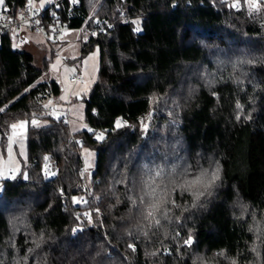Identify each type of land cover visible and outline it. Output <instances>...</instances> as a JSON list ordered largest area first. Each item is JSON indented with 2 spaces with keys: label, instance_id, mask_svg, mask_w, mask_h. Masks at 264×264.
Wrapping results in <instances>:
<instances>
[{
  "label": "trees",
  "instance_id": "16d2710c",
  "mask_svg": "<svg viewBox=\"0 0 264 264\" xmlns=\"http://www.w3.org/2000/svg\"><path fill=\"white\" fill-rule=\"evenodd\" d=\"M43 17L110 25L79 38L98 67L76 132L47 102L54 41L38 65L0 37L1 148L28 122L26 160L0 179V264H264V0H60Z\"/></svg>",
  "mask_w": 264,
  "mask_h": 264
},
{
  "label": "rangeland",
  "instance_id": "374dc122",
  "mask_svg": "<svg viewBox=\"0 0 264 264\" xmlns=\"http://www.w3.org/2000/svg\"><path fill=\"white\" fill-rule=\"evenodd\" d=\"M51 3L52 0H35V6L38 8L50 5ZM137 28L140 29V27ZM18 31L19 30L17 29L16 32ZM26 31L34 46L37 47V49L33 48V50L30 47H27V49L33 52L35 62L40 65L43 51H47V49H49L48 42L39 33H35L31 30ZM80 37L83 36L76 31L70 32L64 36L49 37L52 42L54 41L55 55L52 57L49 64L48 76L54 78L59 83L61 88L58 98L54 100V104L58 108V112H61V115L64 113V110H68V117L65 118L69 124L71 132L87 128V124L83 120L84 102L79 96L87 93L89 87L96 78L98 67L97 47H94L82 58H79L81 52L79 41ZM57 39L62 40V42L56 44V41H58ZM14 45L20 48L24 46L19 43L17 38L14 40ZM72 74H78L80 76L79 80L74 83L70 82L69 77ZM62 94L64 99H61ZM33 121L35 120H32V123ZM36 122L37 124L46 123L45 120H39ZM21 124H23V127H20ZM27 124V120L15 122L13 125H17V127L11 128L5 148L2 149L0 146V179L18 174L21 170V162L26 160ZM89 153H91V155H89ZM81 154L83 158L84 170L89 173V169L93 167L95 162V152L84 146L81 149ZM45 155L47 154L44 153L43 161ZM48 156L50 157L49 154ZM55 166L57 170V165ZM73 200L75 202H83L81 195L79 194L76 195ZM77 226H79V224Z\"/></svg>",
  "mask_w": 264,
  "mask_h": 264
},
{
  "label": "built area",
  "instance_id": "2783aa9c",
  "mask_svg": "<svg viewBox=\"0 0 264 264\" xmlns=\"http://www.w3.org/2000/svg\"><path fill=\"white\" fill-rule=\"evenodd\" d=\"M60 0H52L50 5H46L42 8H38L35 6V0H28L25 4L23 10L18 13L15 17L11 16L8 13L7 6L4 3L0 5V37L5 34L6 32L15 35L17 40L20 42L27 41L24 31L31 30L35 33H39L45 40H48L49 37L54 36H64L70 32L76 31L81 36L94 34L96 32L105 31L110 23L108 21H94L91 25L83 23L81 26L78 27H69L66 24L55 23L48 25L46 19L43 17L45 15V10L48 6H57ZM19 30L16 32V30ZM78 74H72L69 77L70 82L74 83L79 80ZM51 111H56L54 107H50ZM64 113L60 115L63 119L66 120L65 117H68V110H64ZM116 124V123H115ZM81 141V139H79ZM43 178L45 180L52 179L56 176L57 170L56 166L54 165V161L47 155L44 156L43 161ZM92 186L89 184L83 185V190L81 194L82 200H86L88 196L91 195ZM80 229V226H73V233Z\"/></svg>",
  "mask_w": 264,
  "mask_h": 264
},
{
  "label": "snow or ice",
  "instance_id": "6c2138e0",
  "mask_svg": "<svg viewBox=\"0 0 264 264\" xmlns=\"http://www.w3.org/2000/svg\"><path fill=\"white\" fill-rule=\"evenodd\" d=\"M3 3H4V0H0V5H2ZM61 99H64V98L61 97ZM33 124L35 125V124H37V122H36V121H33ZM120 126H121V125L118 123V124H117V127H120ZM12 127H13V128H16L17 125H13ZM20 127H23V124H21ZM147 127H148L147 124L142 125V128L145 129V130L147 129ZM96 139H97V140H103V139H104V136H103V135H99V136L96 137ZM89 155H91V153H89ZM157 175H159V173H157ZM25 178H26V176H25ZM217 178H218V177L216 176V174H212V176H211V181H214V180L217 179ZM202 180H203V177L200 178V179H198V180H196L195 183H197V184L202 183ZM200 195H202V193H200ZM140 202H141V203H145L146 201L141 200ZM133 203H136V201L134 200ZM155 209H156V206L153 205V211H155ZM153 211H150V212L148 213V217H152V216H153ZM89 219H90V217H89ZM185 243H187V244H191V239H189V240L186 241ZM130 247H132V246L130 245Z\"/></svg>",
  "mask_w": 264,
  "mask_h": 264
},
{
  "label": "crops",
  "instance_id": "0c3cea01",
  "mask_svg": "<svg viewBox=\"0 0 264 264\" xmlns=\"http://www.w3.org/2000/svg\"><path fill=\"white\" fill-rule=\"evenodd\" d=\"M24 35H25L27 41H25V42H20V41H19V43L23 44L25 48H27V47L29 48V47H30L32 50H33V48H34V49H37V47H35L34 44H33V42L31 41V39H30V37H29L27 31H24ZM68 96H69V94H68ZM68 96H65V97H68ZM62 97H63V94H62ZM63 98H64V97H63ZM47 102H48V104H49L50 107H54L55 109H58V108L56 107V105L54 104L55 101L49 100V101H47ZM17 124H18V123H17Z\"/></svg>",
  "mask_w": 264,
  "mask_h": 264
},
{
  "label": "water",
  "instance_id": "95a60500",
  "mask_svg": "<svg viewBox=\"0 0 264 264\" xmlns=\"http://www.w3.org/2000/svg\"><path fill=\"white\" fill-rule=\"evenodd\" d=\"M80 97V96H79ZM59 116V112L58 111H56L55 112V117L57 118Z\"/></svg>",
  "mask_w": 264,
  "mask_h": 264
}]
</instances>
